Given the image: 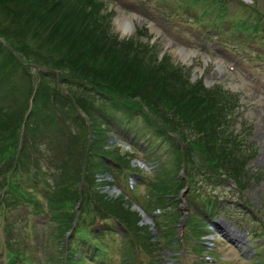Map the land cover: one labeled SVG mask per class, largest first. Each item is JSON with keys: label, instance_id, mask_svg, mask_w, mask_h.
<instances>
[{"label": "rangeland", "instance_id": "obj_1", "mask_svg": "<svg viewBox=\"0 0 264 264\" xmlns=\"http://www.w3.org/2000/svg\"><path fill=\"white\" fill-rule=\"evenodd\" d=\"M53 1L51 0V3ZM63 3L72 11H86L85 15L95 17L97 23L93 22L94 26H99L101 30L107 29L108 36H115L118 41L127 43L131 48L132 57L137 58L144 66L167 64L166 67L170 66L173 70L179 69L182 77L185 76L190 84H198L210 92L216 91L235 102L232 106L233 112L230 113L232 124L229 129L236 137L234 140L230 138L229 147L234 150L231 156L238 157L239 162L231 159L234 161L232 168L240 174V184L237 183L236 186L234 180L227 179L223 172H216L218 175L211 172L208 169L212 168L211 164L194 152L188 159L195 164L192 169H196L193 174L197 182L195 188L201 195L199 198L202 200L208 195L216 199L220 212L213 216L214 220L230 219V222L234 223L233 227L242 231L240 233L245 236L243 242L235 241L236 245H233L213 231V235L208 236L207 240L215 242V247L201 251L203 256L197 257L193 246L198 241L190 242V247L185 251L182 247L170 249L162 240L163 244L156 250L135 251V262L210 264L211 261L207 259L212 256V264H264V0H63ZM213 5L217 7L213 8ZM5 13L0 12V26L12 30L10 34L14 38L25 33L27 39L32 38L38 43L37 39L42 38L44 42L50 43L46 31L40 35L34 32L26 33V30L15 26L14 20L7 16L10 15L9 12ZM75 17L71 16L72 20L63 24L61 30H56L54 35H63L66 26L73 27L75 23L77 26L86 21L85 18L80 21L79 17L77 20ZM124 17L132 24L130 34L127 35H124L120 27V20ZM86 24L87 28L89 26L93 29L91 20ZM61 39L63 42L55 46V53L62 54L61 57H65L70 64H73L74 59L76 64V57L68 55L70 49L67 46L71 44L66 43L65 38ZM0 42L4 50L13 52L22 65L27 64V59L19 51L31 53L32 51L21 47L24 43L31 45L30 40L17 43L12 37H0ZM14 44H18V49H15ZM182 51L189 53L187 58L181 54ZM9 63L11 64V61ZM5 64L0 66V103L12 105L13 101H29L19 105L25 114L20 116L23 122L14 133H9L11 117L0 113V120L8 123L5 124L7 130L3 135L16 136L20 141L19 146L11 147V150L18 153V149L21 152L24 147L29 152V159L24 162L25 167L16 169L13 179L26 187L23 191L39 200L44 214L49 211V199L45 198L47 186H53L57 182L67 187L77 183L83 187L93 181L95 183L92 186L97 187V191L119 200L126 210L135 215L131 217L135 230L144 235V242H153L156 246L158 239L162 237L161 231L157 230L153 221V224L144 223L145 215L139 210V206L146 207L148 213L159 214L156 205L154 206L155 199L160 198L155 191L156 185L165 183L163 179L166 180L168 177L165 176L170 174L178 178L180 174H185L184 164L180 170L174 169L175 158L170 154L169 144L165 140L161 142L162 139L159 140L156 135L165 136L167 141L173 143L179 141L182 151L187 148L178 140L179 137L171 130L173 128H166L161 121L162 118L150 99L153 90L148 87L137 88L139 96H135L133 87L128 95L111 88L102 89L96 86L103 84L102 80L95 82L87 79L90 70L86 68L75 69L77 74H72L70 71L55 69V65L38 68L33 66L27 70L24 66L22 68V65L16 66L12 63L11 68ZM220 66L222 72L219 71ZM29 71L37 83L40 75L38 71L57 76V83L50 77H40L42 85L48 89L45 94L47 93L49 103H41L40 100L35 107L38 111L32 117L30 112L33 110V99L30 97V80L27 76ZM93 87L96 90H93ZM73 90L77 93L74 94L77 98L72 103L68 96ZM55 92L58 93L56 97L53 95ZM80 96L88 103L86 109L82 106L84 101ZM50 114V119L53 116L52 125L44 121L46 115ZM29 119L31 124L34 121L41 123L38 125L35 122L32 129L26 130ZM153 124L157 126V133ZM95 132L100 134L98 141ZM146 137L149 139L146 140ZM4 144L13 145L10 142ZM107 153H111V158L116 160L114 164L110 159H106L113 164L107 168L108 172L102 162L104 160H101ZM69 154L73 156L70 158ZM84 161L86 166L93 165L95 161L100 163V173L87 179ZM200 161L207 169L198 171L196 166L200 165ZM78 162L81 165H78ZM132 168L138 169L142 177H134ZM165 170L168 172L163 175ZM211 173L216 176L208 177ZM8 174L6 177L11 175ZM72 175L77 177L68 185ZM31 176L36 178L35 184H30L28 178ZM79 176L81 179L78 182ZM2 181L4 178L0 177V198H3L5 193ZM190 182L186 180L187 189L183 187L179 194H171L168 197L177 204V211L180 207H185L182 206V201L187 203L189 199ZM81 186L80 201L71 209L66 208L62 195L54 197L58 211L60 207L62 213L72 210L78 218L82 205ZM149 201L152 205L148 204ZM16 208L15 211L6 209L5 217L0 211V264H6V242L9 240L13 245L11 250L21 249L22 254L34 264H72V261L67 260L68 255L66 256L71 251L68 246L71 240L69 231L60 233L55 222L46 225V216L50 218L48 215L36 218L35 215L29 214L28 204H20ZM187 213L185 211L186 216ZM95 216L98 217H95L97 219L92 225L96 229L90 228L89 232L102 231L101 237L97 232L93 235L101 241L104 251L97 255L96 252L92 254L94 248L81 250L82 252L77 250L75 255L80 256L78 261L82 264H131L135 254L133 250H128L127 246L132 245V241L130 237L126 238L120 233L119 222L112 219L102 220L99 214ZM85 218L92 222L94 215L86 210ZM181 218L182 215L174 216L160 223L164 228L170 225L175 227L176 238L181 239L182 234L178 230ZM83 226L87 227L88 223ZM108 230L114 231L115 235L108 234ZM4 232L6 234H3ZM79 244H82V241L79 240ZM14 264L23 263L16 260Z\"/></svg>", "mask_w": 264, "mask_h": 264}, {"label": "trees", "instance_id": "obj_2", "mask_svg": "<svg viewBox=\"0 0 264 264\" xmlns=\"http://www.w3.org/2000/svg\"><path fill=\"white\" fill-rule=\"evenodd\" d=\"M212 7L216 8L217 6L213 5ZM0 8V12L10 13V15L7 14V16L14 20L15 26L17 25L19 29L26 30V33H39L38 35L46 31L48 33V39L50 38L51 40H49L50 43H46L42 38H38L37 43L32 38H25V33H21L19 37L15 36L14 38L10 34V31L12 30L6 29V27L2 28L0 26V37L2 39L5 37H12V39H14L17 43L18 41L23 43V41L30 40L31 45L27 44V46L24 43L21 47H23V49H27L28 51H32L31 53L19 51L22 53L23 57L27 59V64L22 65L21 62L17 60V57L14 56L13 52L4 50L3 44L0 42V60L2 61L0 62V66L1 64L6 63L5 65H10L11 67L13 63L16 64V66L22 65V68L24 66L25 69L29 70L33 66L38 68L41 66L53 67V65H55V69H60L66 72L70 71L72 74H77L75 69L78 70L86 68L90 70V72L87 73V79L95 82H99L98 80L103 81V84L99 83L100 85L96 86H99L102 89L111 88L114 91L125 95L130 93L131 87L134 88L132 90H134L135 96H139L137 92L140 88L142 89L143 87H148L154 92L152 93V96L154 97L151 96L150 99L152 100V104H155V107L157 108L156 111L162 118L161 121L165 124L166 128H173L171 130L176 133L179 137L178 140H180L187 148L182 151L179 141L178 143H173L170 140L167 141L165 136L162 137L158 134L156 135L159 140L162 139L161 142L165 140V142L169 144L170 154L172 153V157L175 158L174 169L177 171L178 169L180 170L183 164L185 166V179L171 176L170 174L165 176L168 177L166 180L163 179V182L165 183H158L156 185L157 190L155 191L160 195V198L155 199L154 206L156 205L155 208L160 213L157 215L152 214L151 216L154 218L155 226L157 227V230L159 229L161 231L162 236L158 239L159 241L156 246L153 242L151 244L146 241L144 242L142 240L144 235L139 233L138 230H135V225L131 219V217L135 216L134 214H131V212L126 210V208L121 205L119 200L109 198L106 195H103L99 190L97 191L98 188L92 186L95 182L89 181L88 185L83 186L81 190L82 205L80 213L78 214V218H80V220H78L77 227L75 228L71 240L72 248L69 253V261H72V264H82V262L78 261V259L74 257L77 250H80L81 247H83L84 250H92V248H94L93 252H96L97 255L98 253L102 254L104 251L101 241L93 235V233L96 234L95 232H97L101 237L100 233H102V231L98 232L93 230V233L89 232L90 228L96 229V227L92 225L95 224L94 221L97 219L95 217H98L95 216V214H99L102 220L112 219L124 226L125 237H130V240L132 241V245H128L127 249L133 250L134 254L135 251H139L141 249L146 251L156 250L158 246L163 244V241L170 249L180 248V240L178 237L176 238L177 231L175 232V227L170 225L164 228L160 222L162 220H169L174 216L181 217L179 210H175V208H177V204H174V200L169 199L168 197L171 194H179L185 188L186 180H190L191 182L188 193L189 199H187L189 214L183 241L186 247H188V243L192 239L201 241L202 236L209 232L205 220L213 215H216V212L219 211V203L215 201L216 199L212 196L208 197L207 195L202 200L199 198L201 195L197 192V188H195V183L197 182L194 179L193 174V170L196 169H192L195 167V164L194 161H190L188 158L191 153L194 152L195 155L204 157L205 160L211 164L212 168H208L211 172H223V175H225L227 179L234 180L233 182L236 186L237 183L240 184V174L235 168H232L234 161H232L231 158L233 157L231 155L234 153V150L233 147H229L230 138H233L234 140L236 137V135H234L229 129L230 124H232L230 113L233 112L232 106L235 102L216 91L210 92V90H205L198 84H190V82L185 79V76L182 77L179 69L173 70L170 66L166 67L167 64L164 62L163 64L166 65L159 64L158 66H144V64L138 62L137 58L132 57L130 52L131 48H129L127 43L118 41L115 36H108L107 29L101 30L99 26L95 27L93 22L97 23V20L93 16L88 14L85 15L84 13L86 11L82 12L78 9L72 11V9L66 8L63 0H54L52 3L51 0H2L0 2ZM220 11H222L221 5ZM73 15L76 16V20L77 17H79L80 21L81 18H85L86 21H82L77 26L76 23L73 27L66 26L67 28L63 30V35L62 33L60 36L54 35L56 30H61L60 27L63 24L69 23L72 20L70 17ZM68 18H70L69 21ZM90 20L92 22L91 27L93 29L89 28V26L87 28L86 23L89 24ZM93 31H96L98 34L95 35ZM56 36L58 38H56ZM61 38H65L67 40L66 43L71 44L67 46L70 49L68 55L76 57V64L74 59L73 64H70L65 60V57H61L62 54L57 55L55 53V46L57 44L60 45L63 42ZM16 48L18 49V44L15 45V49ZM41 52H43V54ZM132 52H134V50H132ZM9 61H11V64ZM38 72L40 73L39 83L34 82L36 80L30 71L27 72V76L30 80L29 93L30 97L33 99V110L30 112L31 117L38 111L35 107L40 100L41 103H49V99L46 97L47 93L45 94L48 89L46 86L42 85L40 77H50L57 83V76L55 74L45 72L42 73L40 71ZM93 90H96V88L93 87ZM158 90L160 92H157ZM75 93L76 92L73 90L68 96L72 103L77 98L76 95H74ZM53 95L56 97L58 93L55 92ZM80 97V99L84 101V103L82 102V106L86 109L88 103H86V100L83 99L82 96ZM145 99L148 98H144V100ZM27 100L24 102L19 100L18 102L13 101L12 105H4L0 103V113L4 116L8 115L11 117V122H9V133H14L23 122V119L20 116L23 117L25 113L20 110L19 105H24L25 103L27 104L29 102ZM14 108H16V110H14ZM51 115L52 114L49 116L46 115L44 121L52 125L53 116L50 119ZM228 116L230 117L229 119L227 118ZM19 117L21 120H19ZM35 122L36 124L41 123L39 121H34L31 124L29 119L25 127L26 130L32 129ZM5 124L8 123L0 120V177L4 178L1 185L2 189L5 191L2 196L3 198H0V211H2V215L5 217L6 209L15 211L17 209L16 207L20 204H28L31 209V214L39 215L43 213L39 200L36 197L33 198L28 195L26 191H23L25 190L24 187L13 179L14 174H16V169L25 167L24 162L29 159L28 149L26 148L25 150L24 147L21 148V150H23L21 151L23 154L19 152L20 149L18 148V153L11 150V147H18L20 141L16 136L10 135L7 137L3 135V132L7 130V126ZM45 124H43V126H46ZM153 128L156 132L157 126L153 124ZM96 133L97 132H95V138L96 141H98L100 134L98 133L97 135ZM143 137L145 136L143 135ZM148 139L149 138L146 137V140ZM4 142H10L13 143V145H6ZM107 154L108 155H105V158H101V160H104L102 162H104L108 172L107 168L109 165L113 164L107 162V160L110 159L114 164L116 163V160L115 158H111V153ZM90 155H92V153H90ZM72 156L73 155H70V158ZM233 159L237 161V155H235V158ZM199 163L200 165L196 166L198 171L207 169L203 166L201 161ZM77 164L81 165L79 162ZM84 165L86 168L85 176L87 179L88 177L96 176L100 173L99 170L102 169L101 164L96 163V161L90 166H86L87 164L84 161ZM132 169V174L142 177L140 171H137L138 169ZM167 172L165 170L162 173L164 175ZM214 173L209 174L208 177L213 178V175L216 176L217 174ZM7 174L11 175L6 177ZM76 177L77 176L75 175L69 177L68 185H71L72 181ZM158 177L159 176H157V178ZM28 179H30V183H32L34 179L36 180L33 176ZM78 179L79 182L81 179L80 176ZM77 184L67 187L62 186L61 183L55 182L53 186H47V194L45 198L49 199L48 212L51 214L52 222L58 224V230L60 233L72 230L76 214L73 213L72 210L70 212L66 211V213H62L60 206V211H58L54 197L62 195V200L66 204V208H73L74 205L80 201L79 186H81V184H78V186ZM90 184L91 186H89ZM73 187L75 188L72 189ZM148 204L152 205L150 201ZM220 204L222 203L220 202ZM142 208L147 212L146 207L144 208L142 206ZM86 210L94 215L92 222L86 220ZM4 221H6L5 218ZM84 223H88V226H83ZM107 233L115 235V232L112 230H108ZM4 234H6V232H4ZM79 240L82 241V244H79ZM6 244L8 264H14L17 259H20L23 263L34 264L27 256L22 254L21 249L19 251L11 250L10 248H12L13 245L10 243V240L7 241ZM84 245L86 247H84ZM194 249L204 250L202 245L199 244L196 245ZM135 261L136 254L134 255V258H132L131 264H136Z\"/></svg>", "mask_w": 264, "mask_h": 264}, {"label": "bare ground", "instance_id": "obj_3", "mask_svg": "<svg viewBox=\"0 0 264 264\" xmlns=\"http://www.w3.org/2000/svg\"><path fill=\"white\" fill-rule=\"evenodd\" d=\"M127 20H129L127 17H124V18H121V20H120V27H121V29H122V32L124 33V35H127V34H130V31H131V26H132V24L130 23V21H127ZM133 20V19H132ZM131 24V25H130ZM170 44V43H169ZM181 54L185 57V58H187L188 57V54L189 53H186V52H181ZM191 54V53H190ZM219 68V71L220 72H222V66H220V67H218ZM263 145H264V137H263ZM233 225L234 224H228V226L226 225V224H224V226L226 227V228H228L229 230H231V231H233L234 233H235V230H236V228L235 227H233ZM226 231V230H225ZM234 235V234H233Z\"/></svg>", "mask_w": 264, "mask_h": 264}, {"label": "water", "instance_id": "obj_4", "mask_svg": "<svg viewBox=\"0 0 264 264\" xmlns=\"http://www.w3.org/2000/svg\"><path fill=\"white\" fill-rule=\"evenodd\" d=\"M182 206H185V207H180V210H181V213H182V215L184 216V218H183V221L185 220V218H186V214H185V211H187V207H186V204H185V202H183L182 201ZM145 222H148V219H144V223Z\"/></svg>", "mask_w": 264, "mask_h": 264}]
</instances>
